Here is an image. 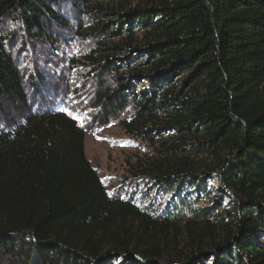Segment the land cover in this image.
Here are the masks:
<instances>
[{"label":"trees","instance_id":"1","mask_svg":"<svg viewBox=\"0 0 264 264\" xmlns=\"http://www.w3.org/2000/svg\"><path fill=\"white\" fill-rule=\"evenodd\" d=\"M66 7L99 38L102 118L132 110L125 129L160 119L179 139L141 172L145 201L110 194L84 128L30 103L43 76L15 47L53 45ZM156 228L195 247L163 262ZM0 264H264V0H0Z\"/></svg>","mask_w":264,"mask_h":264},{"label":"rangeland","instance_id":"2","mask_svg":"<svg viewBox=\"0 0 264 264\" xmlns=\"http://www.w3.org/2000/svg\"><path fill=\"white\" fill-rule=\"evenodd\" d=\"M63 13L71 27L58 32L53 45L46 46L27 38L25 46L15 47L23 74L39 72L43 76L35 87L27 85L30 103L39 111H64L84 128L85 154L110 194L130 193L136 200L145 201L152 189L146 186L141 172L169 165L172 159L168 152L174 143L179 144V139L173 129L162 128L164 123L160 119L142 123L144 130L157 126L151 132L125 129L120 118L129 119L132 110L121 114V117L102 118L101 108L94 106L99 85L97 74L92 72L91 52L95 51L99 38L88 31L94 27L93 20H86L67 7ZM78 31L85 33L78 34ZM135 36L139 37L140 32L137 31ZM109 40L117 44L118 38L111 36ZM13 43H20L19 35L15 36ZM197 160L201 164L208 161L204 157ZM157 203L159 207L164 205L161 200ZM153 208L159 210L157 206ZM156 233V239L145 240V244L157 246L163 253V262H177L178 256L195 247L193 241L182 233L163 228H156Z\"/></svg>","mask_w":264,"mask_h":264}]
</instances>
